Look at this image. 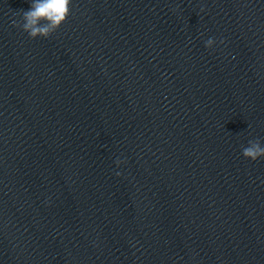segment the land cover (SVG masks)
<instances>
[{"label":"clouds","instance_id":"9594fccd","mask_svg":"<svg viewBox=\"0 0 264 264\" xmlns=\"http://www.w3.org/2000/svg\"><path fill=\"white\" fill-rule=\"evenodd\" d=\"M71 5L72 0H32L30 9L22 13L21 20L14 19L12 24L21 28L32 39L49 38L67 21ZM220 43L223 44L224 41L220 40ZM214 44L215 38L210 37L205 41L208 49H212ZM242 155L252 161L264 158V145L260 139L249 140L248 145L242 147ZM119 163L117 160V164Z\"/></svg>","mask_w":264,"mask_h":264}]
</instances>
